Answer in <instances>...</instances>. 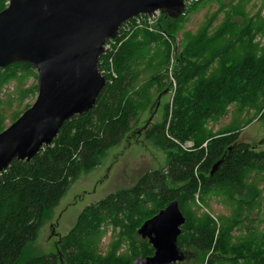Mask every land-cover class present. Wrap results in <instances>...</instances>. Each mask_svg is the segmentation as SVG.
<instances>
[{
	"label": "trees",
	"instance_id": "trees-1",
	"mask_svg": "<svg viewBox=\"0 0 264 264\" xmlns=\"http://www.w3.org/2000/svg\"><path fill=\"white\" fill-rule=\"evenodd\" d=\"M207 1L211 0H198L187 7L185 12ZM6 4L7 0H0V10ZM176 20L161 14L154 31L145 27L131 28V33L126 39H120L121 43L112 55L116 76L109 80L107 78L95 105L85 113L65 120L51 145L43 147L29 160L12 159L0 171V264H131L132 256L122 260L95 256V247L93 250L83 247L85 241L90 242L92 239L80 243L89 231L96 234L93 222L108 213V210H118L120 218L113 214L110 221L113 224L120 223L128 238H136L135 231L143 221L171 200L177 199L180 210L182 205H197L194 199L196 192L201 203L204 202L205 194L223 189L229 191V200L236 204L237 209L248 210L257 203L260 190L248 184L246 178L250 171H264V148L256 149V145H264V137L249 145L248 142L238 140V126L208 134L201 131V126L213 115L226 114L227 106L231 103H235L240 112H246L249 119L252 117L250 111L255 114L264 107V53L254 62L243 59L239 64L223 63L222 71H216L208 77H202L201 72L211 62L199 65L197 71L193 67L189 72V56H200V47L203 46L204 50V43L212 46L219 37L227 35L221 30L209 35L204 29L196 37H188L187 33L183 38L184 44L173 69L178 88L168 128L165 130V123L149 128L146 124L143 127L145 136L163 148L170 150L174 147L167 136L170 134L180 140L194 138V149L173 154L168 150L165 169L150 170L131 187L111 192L96 205L85 207L69 232L56 241L54 252H26L78 172L97 166L99 154L126 136L136 113L125 104L124 97L130 89H134L137 69L150 58L151 44L166 48L168 41L164 32L175 37L169 32H177V28L171 24ZM181 54L187 63H184ZM29 77L35 79L36 73L25 62L11 63L0 68V131L4 127L2 107L11 105L6 102L11 93L8 86L12 85V90L14 88V92H18L19 104L7 106L15 109L10 116L14 120L28 107L21 103L24 98L36 94L35 80L24 86ZM193 79H196L197 87L189 94H184L183 86ZM162 91L164 89L158 94ZM204 140L206 146L200 147ZM216 161L219 163L210 173ZM147 205L152 208L149 210ZM105 208L108 209L103 211ZM182 214L185 222L180 226L177 244L187 252V259L191 255H199L201 258L210 256L212 246L215 250H224L219 243L220 236L230 234L239 213L231 217L228 223L222 221L218 227L209 213L202 212L196 219ZM126 222L128 226L124 229L123 224ZM218 231H221L220 235ZM122 238L118 233L117 241L112 242L110 248ZM132 244L136 248L134 257L153 253L146 239H141L140 243L133 241ZM235 245L239 250L244 246L242 243ZM240 257L247 263L253 261L244 254L228 257L231 260L211 255L202 264L234 263ZM170 264H182V261Z\"/></svg>",
	"mask_w": 264,
	"mask_h": 264
},
{
	"label": "rangeland",
	"instance_id": "rangeland-1",
	"mask_svg": "<svg viewBox=\"0 0 264 264\" xmlns=\"http://www.w3.org/2000/svg\"><path fill=\"white\" fill-rule=\"evenodd\" d=\"M174 19H177L176 22H171V24L177 28V32L175 34L169 33L175 37L173 38L164 32L165 39L168 41L166 48L162 45L151 44L150 58L139 66L136 71L134 89H130L124 97L125 104L136 113L135 121L133 120L129 125L126 136L122 141L99 154L97 166L78 172L48 218L43 222L35 240L26 248V252H54L56 241L69 232L85 207L96 205L99 200L111 192L131 187L150 170L166 168L169 149L163 148L156 144L153 139L147 138L143 127L146 124L149 128L155 124L165 123L166 130L169 126V120L174 109V96L178 88L173 69L184 44L183 38L187 33L189 34L188 37H196L205 29L209 35L217 30L227 34L226 37H219L215 40L212 46H207L204 43V50H202L203 46L200 47V56L188 57L189 72L193 67L197 71L199 65L211 62L201 72L202 77H208L216 71H222L223 63L239 64L243 59H250L254 62L264 53V0H211ZM127 32L120 33L121 40L126 39L131 33L130 31ZM118 44L112 46L111 53L116 52ZM184 61L187 63L185 56ZM102 62V65L98 63V67L99 71L100 68L104 71L106 81L107 78L113 77V74L116 75V72L112 64L110 65L104 60ZM195 80L193 79L183 86L184 94H189L192 89L194 91L197 87ZM33 81L36 83V77L35 79L29 77L24 86L30 85ZM8 89L11 93L9 92L6 102L11 105H18V92H14V88L12 90V85H9ZM163 89L166 92L161 94L158 104H156L157 94ZM36 94L25 97L21 103L30 106ZM3 104L6 105L5 102ZM11 105L2 107L1 114L4 125L2 129L13 121L10 116L15 109L7 107H11ZM235 106V103H231L227 106L228 112L225 111L226 114L213 115L207 118L201 126V131L203 130L204 134L217 133L224 128L238 126L239 141L248 142L249 145L257 143L259 139L264 137V107L255 114L250 111L252 117L249 119L246 112H240ZM149 117L151 118L149 119ZM167 136L174 145L169 153L187 152L194 149V138L180 140L170 134ZM205 146L206 141L204 140L200 147ZM262 148L264 145H256V149ZM246 181L260 190L257 203L248 210L237 209L236 204L229 200L227 189H223L225 192L205 194L203 203L199 200L198 192H196L194 199L198 206L195 204H189L187 207L186 205L181 206L182 213L194 219L200 217L199 214L202 212L209 213L215 219L217 227L222 221L230 222L229 219L239 213L238 221L232 226L230 234L220 236L219 243L223 245L224 250L221 248L218 250L223 252L215 250L212 246L209 255L231 260L228 257L234 254H244L251 257L253 261L247 263L240 257L234 263L228 261L219 264H264V171H250ZM147 206L149 210L152 208L151 205ZM106 209L108 208L103 209V211ZM113 214H117L120 218L118 210L116 212L108 210V213L93 222L96 234L94 231H89L80 243L86 239H92L90 242L85 241L83 247H86L87 250H93L95 247V256L121 260L130 256L134 258L133 253L136 248L132 242L140 243L142 238L136 231V238H128L127 232L123 231L120 223L114 222L113 224L110 221ZM127 226L128 222L123 224L124 229ZM220 232L218 231L219 235ZM118 233L123 236L122 240L110 248L112 242L117 241ZM237 243H242L243 249L239 250L235 245ZM81 253L86 254V252ZM210 256L205 255V258H201L199 255H191L190 258L183 260L182 264H202L203 260L206 262Z\"/></svg>",
	"mask_w": 264,
	"mask_h": 264
},
{
	"label": "water",
	"instance_id": "water-1",
	"mask_svg": "<svg viewBox=\"0 0 264 264\" xmlns=\"http://www.w3.org/2000/svg\"><path fill=\"white\" fill-rule=\"evenodd\" d=\"M185 9L183 0H7L0 10V68L16 62L31 65L37 94L0 131V171L12 159L29 160L51 145L65 120L95 105L106 83L98 67L103 44L125 21L155 10L177 18ZM184 222L177 199L144 220L136 233L153 253L134 257L132 264L185 260L187 252L177 244Z\"/></svg>",
	"mask_w": 264,
	"mask_h": 264
},
{
	"label": "built area",
	"instance_id": "built-area-1",
	"mask_svg": "<svg viewBox=\"0 0 264 264\" xmlns=\"http://www.w3.org/2000/svg\"><path fill=\"white\" fill-rule=\"evenodd\" d=\"M183 1H184L185 7L187 8V7H190L193 3L197 2L198 0H183ZM161 14L162 13L159 10H155L151 14H139V15L125 21L121 25L119 32L116 35V37L109 38L104 42L103 52L99 57L98 63H100L102 65V63H103L102 60H104L107 63H109L110 65L112 64V55H113V52L111 53L112 46L116 45L117 43H119L118 46L120 45V43H121V40H120L121 34L120 33L125 32V31L129 32L131 30V28H133V27H142V26H144L149 31H154L156 29V25H157V22H158ZM100 59H101V61H100ZM100 72L102 73L103 76H105L104 71L101 68H100ZM112 76L115 77L116 75L113 74Z\"/></svg>",
	"mask_w": 264,
	"mask_h": 264
},
{
	"label": "bare ground",
	"instance_id": "bare-ground-1",
	"mask_svg": "<svg viewBox=\"0 0 264 264\" xmlns=\"http://www.w3.org/2000/svg\"><path fill=\"white\" fill-rule=\"evenodd\" d=\"M186 10V9H185ZM185 10H184V12H185Z\"/></svg>",
	"mask_w": 264,
	"mask_h": 264
}]
</instances>
